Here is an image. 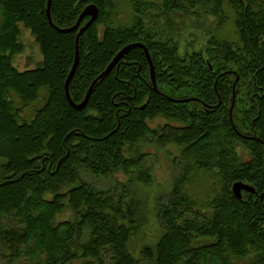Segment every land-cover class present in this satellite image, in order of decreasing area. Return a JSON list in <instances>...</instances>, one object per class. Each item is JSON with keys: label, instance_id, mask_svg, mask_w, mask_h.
Segmentation results:
<instances>
[{"label": "trees", "instance_id": "16d2710c", "mask_svg": "<svg viewBox=\"0 0 264 264\" xmlns=\"http://www.w3.org/2000/svg\"><path fill=\"white\" fill-rule=\"evenodd\" d=\"M48 1L0 0V158L5 161L0 169V240L8 247L10 264H142L129 252L137 230L120 223L126 216L118 219L119 206L111 207L118 194L88 185L82 173L107 178L124 168L127 174L146 177L143 160L127 161L125 151L149 138L145 118L156 113L188 122L172 133L187 146L181 175L159 210L160 242L155 251L142 252L146 264H264L262 7L253 9L257 2L252 0H231L241 55L221 44L219 56L211 50L171 60L144 44L155 67L158 93L145 52L134 49L97 84L86 109L78 112L66 98L65 85L75 63L79 30L58 33L47 17ZM223 2L164 0L160 8L196 13L210 3L206 14L216 15ZM91 5L100 15L80 40V63L70 87L77 105L123 49L143 44L134 29L109 27L99 37L102 0H53L54 25L74 27ZM20 25L32 32L44 56L40 68L22 74L11 65L22 51ZM42 92L47 94L45 104L31 122H24L14 96L29 106ZM210 178L215 182L212 197L203 204L193 194L201 180ZM237 182H247L256 193L239 200L232 191ZM64 201L81 205L78 224L57 223ZM195 237L216 243L195 247Z\"/></svg>", "mask_w": 264, "mask_h": 264}, {"label": "rangeland", "instance_id": "374dc122", "mask_svg": "<svg viewBox=\"0 0 264 264\" xmlns=\"http://www.w3.org/2000/svg\"><path fill=\"white\" fill-rule=\"evenodd\" d=\"M163 1L102 0L104 15L101 23H98L99 37L104 38L105 30L109 27L131 31L134 29L136 32L133 34L138 41L150 45L154 52L157 54L161 52L171 60L177 57L189 58L211 50L219 56L224 44L232 46L235 52L242 54L236 48L243 45H241L237 31L236 7L231 0H224L216 15L206 14L211 9L210 3L208 5L210 7H203L204 9H199L198 12L194 10L196 13H185L162 10L160 6ZM242 1L246 3L249 0ZM252 1L257 2L255 6H252L253 9L262 7L264 12V0ZM20 28L19 42L22 45V51L13 57L11 65L15 71L22 74L40 68L44 62V56L32 32L23 25H20ZM164 73L167 72L164 71ZM162 89H167V86L163 84ZM46 96V92H42L40 100L29 106L20 103L14 96L16 106L22 110L21 115L24 122L32 121L36 112L45 104ZM145 124L149 131V138L138 140L135 144L126 147L125 158L132 162L143 160L141 170L147 172L146 177L140 178L142 176L135 173L127 174L124 168L115 169L112 177L107 178H97L86 171L82 173V179L88 185L99 191L113 190L118 194V197L114 196L111 199V207H114L113 203L119 206L121 209L118 219L126 216V220L120 223L128 230H137L129 244V252L142 264L148 262L142 254L143 250L151 248L155 251L160 242L163 231L158 218L159 210L172 195L175 180L181 175L179 164L187 145L173 138L172 133L177 129H185L188 122L170 120L162 113H156L145 118ZM244 148L247 150L245 146ZM7 149L12 150L11 146ZM4 162L0 158V169ZM200 183L202 184L198 185L197 193L193 195L196 197L198 194L199 198L196 197V199L204 204L212 197L210 194L215 182L210 178L209 180L203 179ZM238 183L255 190L247 182H237L233 188ZM245 193L247 192L242 193V197ZM52 198L48 196V199ZM61 209L56 219L57 223L78 224L81 221L79 216L81 205H70L64 201ZM128 210L130 214L127 213ZM215 243L214 239L195 237L193 240L195 247L210 246ZM9 257L8 247L0 240V264H10Z\"/></svg>", "mask_w": 264, "mask_h": 264}, {"label": "water", "instance_id": "95a60500", "mask_svg": "<svg viewBox=\"0 0 264 264\" xmlns=\"http://www.w3.org/2000/svg\"><path fill=\"white\" fill-rule=\"evenodd\" d=\"M52 3H53V0H49L48 11H47L48 20H49L50 25L60 34H70V33L77 32L80 29V26H81V23L83 22V20L86 19L87 17L90 18V21L88 22V24L80 29L79 34L77 36V40H76V59H75V63H74L73 69H72V71H71V73H70V75H69V77L67 79L66 85H65L66 98H67L70 106L74 110H76L78 112H81V111H84L86 109V107H87V105H88V103H89V101H90V99H91V97H92V95L94 93V90H95L97 84L101 80H103L104 78L109 76L113 72V70L118 67V64L122 61L124 56L128 52H130L131 50H134V49H141V50H143L145 52L147 60H148V62L150 64V67H151V76H152V81H153V84H154V90H155L156 93H158L156 80H155V69H154V65H153V62H152V59L150 57L148 49L142 44H133V45L127 46L125 49H123L116 56V58L113 60V62L107 68V70L92 84L91 88L89 89V91H88V93L86 95L85 100L80 105L75 104L71 100V97H70V86H71L73 78H74V76H75V74H76V72L78 70V67H79V62H80V49H79L80 40H81L82 36L88 31V29L97 21V19L99 17V10L95 6H90L83 12V14L81 15V17H80V19H79V21H78V23L76 24L75 27L69 28V29H59L58 27H56L53 24V21H52V16H51ZM235 97H236V95L234 94V100H235ZM234 106H235V102L233 103V106H232L231 112H230V118H231V123L232 124H233L232 115H233ZM243 192H247V193H251V194H255L256 193L255 190L252 187L247 186V185L242 184V183H238V184H236L234 186L233 194L239 200H242V198H243L242 197V193ZM262 198H264V196Z\"/></svg>", "mask_w": 264, "mask_h": 264}]
</instances>
